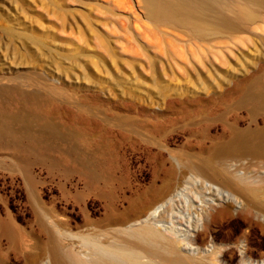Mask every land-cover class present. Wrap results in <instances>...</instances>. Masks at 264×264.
Instances as JSON below:
<instances>
[{"label":"rangeland","instance_id":"rangeland-1","mask_svg":"<svg viewBox=\"0 0 264 264\" xmlns=\"http://www.w3.org/2000/svg\"><path fill=\"white\" fill-rule=\"evenodd\" d=\"M263 174L264 0H0V264L264 261Z\"/></svg>","mask_w":264,"mask_h":264},{"label":"bare ground","instance_id":"bare-ground-1","mask_svg":"<svg viewBox=\"0 0 264 264\" xmlns=\"http://www.w3.org/2000/svg\"><path fill=\"white\" fill-rule=\"evenodd\" d=\"M136 1L138 3V0ZM203 1L204 0H140V3H142L148 18L157 22H166V21H178V20L194 17L196 15L199 5ZM149 207L150 205L146 206V208ZM190 251H194V253L196 251L197 253V249L193 250L192 248ZM238 256L239 259L235 264H264V261H260V262L250 261L241 250L239 251ZM221 257H219L218 255V257L216 258L218 264H232V262L229 259L227 260L226 258H221ZM169 260L174 264H188V262L190 261L187 259V257L180 255L169 257Z\"/></svg>","mask_w":264,"mask_h":264}]
</instances>
